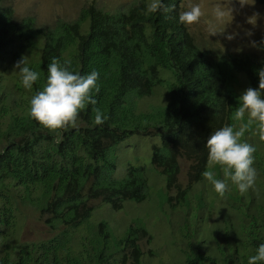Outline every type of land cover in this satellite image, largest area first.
Returning a JSON list of instances; mask_svg holds the SVG:
<instances>
[{
    "label": "trees",
    "instance_id": "trees-1",
    "mask_svg": "<svg viewBox=\"0 0 264 264\" xmlns=\"http://www.w3.org/2000/svg\"><path fill=\"white\" fill-rule=\"evenodd\" d=\"M256 1L264 10V0ZM181 2L163 0L155 13L147 11L150 0H125L110 10L90 5L77 17L40 23L32 15L17 18L0 0V264H154L157 249L145 253L140 246L141 224L115 236L105 221L90 218L95 203L148 199L143 170L114 175L111 152L134 133L161 140L152 163L165 176L160 209L173 237L164 264H247L264 244V141L255 122L242 140L256 149L257 177L243 194L231 181L223 197L213 186L181 189L176 160L184 157L189 178L204 180L207 139L225 125L238 129V97L258 89L264 49L211 50L179 22ZM25 56L40 73L30 90L14 70ZM53 58L81 75L99 73L97 104L81 111L76 127L58 131L30 116V100L43 90ZM156 95L162 102L137 108L136 100ZM94 108L104 124H95ZM213 170L223 179L218 166ZM34 216L45 217L48 236L25 238Z\"/></svg>",
    "mask_w": 264,
    "mask_h": 264
},
{
    "label": "clouds",
    "instance_id": "clouds-1",
    "mask_svg": "<svg viewBox=\"0 0 264 264\" xmlns=\"http://www.w3.org/2000/svg\"><path fill=\"white\" fill-rule=\"evenodd\" d=\"M4 1L6 5H11L13 8V4L9 0ZM234 2L239 3L241 8L245 6V4L241 3V0H222V2H218L212 7V19L207 22L206 29L209 37L223 36L226 40L233 41L240 36L239 31L227 33L226 27L223 29L220 28V25L226 24L228 21H233L234 13H238V9L234 6ZM182 4L183 0L181 2V11L179 12V22L186 25V27L199 24L201 18L205 16L203 6L200 3H191L183 10ZM90 5L110 10L116 3L111 6L109 5V7H105L92 0L83 4L74 14V17H77L82 7L88 8ZM163 7V0H150L147 11L149 13H155ZM14 15L16 16L15 10ZM32 16L37 18L36 15ZM16 17L21 18L18 16ZM259 19L260 14L253 13L252 16L247 18L246 23L255 27ZM237 28L242 29V26L237 25ZM242 30L244 31V37L249 39V47L264 49V39H261L259 42L252 40L251 37L254 33L247 29ZM217 42L219 43V41ZM223 50L231 51L226 48ZM16 69L19 70L21 83L25 89H32L33 85L40 78V73L32 70L28 66L26 56L21 57V59L16 62L14 70ZM47 71L48 76L43 90L38 91L30 100V116L44 128L51 131L76 127L81 111L88 105L95 106L97 104L93 92L99 93L100 91L97 84L99 73L93 71L88 75H81L79 72L71 70V63L69 61L65 60L62 63L57 58H53L52 62L48 65ZM257 75L259 77L258 89L250 87L238 97V106L233 114L234 119L241 122L238 129L234 128L232 125H225L215 130L207 139L205 145L208 150L207 170L202 173L204 180H197L193 177L189 178L188 172L190 170V164L187 163L181 155H176V160H178L179 163L178 175L181 172L180 167L183 166L186 169L185 173L187 174L188 187H185V189H190L192 191H197L198 189L209 190L210 187L213 186L215 192L223 197L229 190V181H231L242 194L253 187L257 177V171L253 167L256 149L253 145L243 141L242 138L249 127L255 122L258 125L259 138L261 141H264V95H262L264 94V67L258 70ZM93 110L95 111V124H104L105 117L103 113L97 108ZM246 115L247 122L245 123ZM217 166L222 173L223 179H218L217 173L213 170L214 167ZM172 200H175V198H172ZM119 204L120 203L113 208L119 209L122 207ZM98 205L99 204L96 203L94 204L95 207ZM169 205L167 206L164 204L167 208H169ZM148 239L146 243L149 246L150 243ZM259 262H264V244H260L256 248L255 254L249 256L247 260V264H259Z\"/></svg>",
    "mask_w": 264,
    "mask_h": 264
},
{
    "label": "rangeland",
    "instance_id": "rangeland-1",
    "mask_svg": "<svg viewBox=\"0 0 264 264\" xmlns=\"http://www.w3.org/2000/svg\"><path fill=\"white\" fill-rule=\"evenodd\" d=\"M13 4L15 14L18 17L32 14L37 16L40 23L50 22L58 16L73 18L78 9L85 3L92 0H9ZM96 3L109 7L117 2L125 0H93ZM222 0H183L182 9L185 10L191 3H200L205 11V16L197 25L187 26L188 30L195 35L199 42L211 50L229 49L232 52H242L252 50L249 47V39L244 37L242 29L250 30L254 33L252 40L264 39V10L256 2V0H241L245 4L241 8L240 4L234 2V6L238 9V13H234V20L228 21L226 24L220 25L226 32L239 31L240 36L233 41L226 40L223 36L209 37L207 32V22L212 19V7ZM254 4V5H253ZM253 13H259L260 19L256 26L246 23L248 17ZM237 25L242 26L237 28ZM219 41V43L217 42ZM223 47H222V46ZM239 49V51H238ZM162 99L158 95L153 99L136 100L138 109H145L149 103L159 104ZM161 140L157 135L147 136L134 133L128 139L116 145L112 154L116 157L115 177L118 179L128 175L129 168L133 167L139 171L143 170L147 179L149 189L148 199L140 204L128 201L122 207L113 208L110 205L99 204L92 211L90 218L92 222L99 223L105 221L109 226V231L113 235L122 236L124 231L134 224H141L142 228L139 232L144 231L150 237V245L146 243L148 236L139 235L141 249L148 253L149 250L157 249L158 258L154 264H164L169 261L170 248L169 243L173 237L168 230L166 220L163 217L164 210L160 209V197L164 196L166 190L165 176L157 170L152 163V154L154 146H160ZM181 172L178 175V184L181 188L188 187L187 174L185 167H180ZM200 188V187H199ZM172 198L176 197V190L170 192ZM159 196V197H158ZM174 200L171 201V204ZM167 215V214H166ZM45 217H31L27 223L26 236L27 239L37 240L49 235V230L44 224ZM114 229V230H113Z\"/></svg>",
    "mask_w": 264,
    "mask_h": 264
}]
</instances>
